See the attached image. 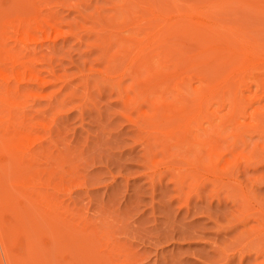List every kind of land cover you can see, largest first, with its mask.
Segmentation results:
<instances>
[{"label": "rangeland", "instance_id": "374dc122", "mask_svg": "<svg viewBox=\"0 0 264 264\" xmlns=\"http://www.w3.org/2000/svg\"><path fill=\"white\" fill-rule=\"evenodd\" d=\"M263 114L264 0H0V264H264Z\"/></svg>", "mask_w": 264, "mask_h": 264}, {"label": "bare ground", "instance_id": "6f19581e", "mask_svg": "<svg viewBox=\"0 0 264 264\" xmlns=\"http://www.w3.org/2000/svg\"><path fill=\"white\" fill-rule=\"evenodd\" d=\"M212 26H213V27H216L215 24H212ZM26 29H27V27H26ZM186 29L189 31V27L186 28ZM27 33L30 35L29 32H26V34H27ZM23 34H25V33H23ZM26 34H25L26 38H23V39L21 40L22 42H25L27 39H29V38L31 37V36L28 37ZM230 34H231V36H233V34H232L231 32H230ZM36 35H37V34H36ZM25 36H24V37H25ZM33 36H34V35H33ZM33 36H32V37H33ZM40 38H41V37H40ZM30 39H32V38H30ZM34 39H36V38H34ZM34 39H33V40H34ZM37 39H38V38H37ZM209 39H210V38H208V40H209ZM19 40H20V39H19ZM33 40H31V41H33ZM35 41H36V40H35ZM227 44H228V45H227V47H226L225 50H227V51H231L230 43H227ZM23 48H24V47H23ZM18 49H19V48H18ZM28 50H29V49H28ZM26 53H27V52H26ZM251 53L253 54V52H251ZM25 55H26V54H25ZM28 55H30V54H28ZM28 55H27V56H28ZM33 56H34V55H32V57H33ZM21 57H22V55H21ZM24 57H25V56H24ZM27 60H28V58H27ZM27 60H26V61H27ZM29 60H30V59H29ZM29 60H28V61H29ZM23 61H25V60H23ZM27 66H29V65H27ZM25 67H26V66H25ZM22 73H23V72H22ZM31 73H32V72H31ZM25 74H26V73H25ZM25 74H24V73H23V74L20 73V75H17V74H16V75L18 76V77L16 76V80H17V79H18V81H22V80H24V79L26 78V75H25ZM10 75H11V74H10ZM19 76H20V77H19ZM13 77H14V76H13ZM9 78H10V77H9ZM30 78H32V76H31ZM34 78H37V76H35ZM166 78H167V77H166ZM32 79H33V78H32ZM6 80H8V79H6ZM161 80H162V79H161ZM165 80H166V79L164 78L162 81H165ZM159 81H160V80H159ZM166 81H167V80H166ZM160 82H161V81H160ZM164 83H165V82H164ZM14 86H15V85H14ZM14 88H15V87H14ZM201 89H202V88L197 89V90H198V93H199V98L196 99V101H197V103H198V107H199V108L202 106L203 102H204V101L207 99V97H208V93L202 91ZM15 90H16V89H15ZM173 104H174V103H173ZM173 104H172V107H173ZM3 108H4V107H3ZM258 108H260V107H258ZM11 114H12V113H11ZM263 115H264V114H263ZM181 116H182L181 118L184 120L185 123H188V122L190 121V119H191V114H190V112L187 110V108H186V110L183 112V114H182ZM11 117H12V116H11ZM16 118H17V117H16ZM2 126H3V125H2ZM22 129H23V128H22ZM24 130H25V129H24ZM29 132H30V131H29ZM22 133H23V132H22ZM24 133H26V132H24ZM208 145H209V144H208ZM13 151H14V150H13ZM260 154L262 155V153L259 152V156H260ZM32 155H33V154H32ZM263 155H264V153H263ZM251 156H252V155H251ZM250 158H251V157H250ZM256 158H257V156H256ZM208 159H209V158H208ZM34 160H35V159H34ZM254 160L256 161V159H254ZM258 160H259V159H258ZM261 160H262V159H261ZM261 160H260V161H261ZM29 161H30V160H29ZM20 162H21V161H20ZM20 162H19V163H20ZM30 162H31V161H30ZM32 162H33V161H32ZM256 162H257V161H256ZM263 162H264V159H263ZM25 163H26V162H25ZM257 163H258V162H257ZM259 163H260V162H259ZM28 165H29V164H28ZM20 166H21V165H20ZM24 166H25V165H24ZM29 166H30V165H29ZM22 169H23V168H22ZM27 170H28V169H27ZM23 175H24V174H23ZM232 175H233V173H232ZM233 176H234V175H233ZM235 177H236V176H235ZM233 178H234V177H233ZM228 181H230V180H228ZM80 182H81V181H79V185H80ZM235 182H236V181H235ZM28 183H29V182H28ZM236 184H238V183H236ZM27 185H28V184H27ZM82 185H83V184H82ZM238 185H239V184H238ZM80 187H81V186H80ZM244 187H245V186H244ZM242 188H243V187H242ZM239 189H240V191H239L238 188H237V190H238L239 192L242 193V194H240V195H244L245 197H248V196H249V193H248L245 189H241V188H239ZM37 191H39V190H37ZM31 192H32V191H31ZM39 194H40V193H39ZM242 198H243V197H242ZM243 199H244V198H243ZM0 208H1V207H0ZM64 208H65V207H64ZM64 208H63V209H64ZM243 212H244V211H243ZM55 221H56V220H55ZM1 228H2V227H0V230H3V229H1ZM20 232H21V231H20ZM1 233L3 234V231H2ZM1 233H0V234H1ZM14 233H15V232H14ZM2 234H1V235H2ZM6 236H7V235H5V237H6ZM21 236H22V235H21ZM0 237H1V236H0ZM3 238H4V237H3ZM0 240H3V239L0 238ZM3 241H6V238H5ZM0 242H2V241H0ZM11 242H12V241H11ZM2 243H3V242H2ZM6 243H7V245H8V242H7V241H6ZM6 243H5V245H4L5 248H6ZM3 244H4V243H3ZM3 244H2V245H3ZM2 245H1V246H2ZM14 245H15V244H14ZM4 246H3V247H4ZM3 247H2V248H3ZM7 248H9V245L7 246ZM4 251L6 252L7 250L4 249ZM8 251H9V250H8ZM8 251H7V253H8ZM26 251H27V250H26ZM5 252H4V253H5ZM5 254H6V253H5ZM138 255H139V254H138ZM8 256H9V254H8ZM8 256H7V257H8ZM11 256H12V255H10V257H8V259L11 258ZM140 256H141V255H140ZM136 259H137V258H136ZM11 260H13V259H11ZM11 260H9V261H11ZM134 260H135V259H134ZM138 260H139V258H138ZM11 262H12V261H11ZM8 263H9V262H8Z\"/></svg>", "mask_w": 264, "mask_h": 264}]
</instances>
